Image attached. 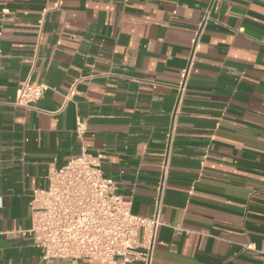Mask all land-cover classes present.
Returning a JSON list of instances; mask_svg holds the SVG:
<instances>
[{
    "label": "crops",
    "instance_id": "obj_1",
    "mask_svg": "<svg viewBox=\"0 0 264 264\" xmlns=\"http://www.w3.org/2000/svg\"><path fill=\"white\" fill-rule=\"evenodd\" d=\"M83 151L159 208L150 264H264V0H0V264H41L32 192Z\"/></svg>",
    "mask_w": 264,
    "mask_h": 264
},
{
    "label": "built area",
    "instance_id": "obj_2",
    "mask_svg": "<svg viewBox=\"0 0 264 264\" xmlns=\"http://www.w3.org/2000/svg\"><path fill=\"white\" fill-rule=\"evenodd\" d=\"M183 89L178 87L180 94ZM44 90L42 83H23L15 105L31 107ZM102 157L83 151L59 168L51 165L47 187L33 190L28 233L41 264H150L159 208L150 217L131 213L117 182L104 175Z\"/></svg>",
    "mask_w": 264,
    "mask_h": 264
}]
</instances>
